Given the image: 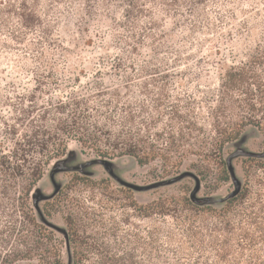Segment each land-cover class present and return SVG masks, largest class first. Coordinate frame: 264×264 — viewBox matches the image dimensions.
Segmentation results:
<instances>
[{
	"label": "trees",
	"instance_id": "16d2710c",
	"mask_svg": "<svg viewBox=\"0 0 264 264\" xmlns=\"http://www.w3.org/2000/svg\"><path fill=\"white\" fill-rule=\"evenodd\" d=\"M40 1L0 0V32L10 29L12 38L23 41L24 29L43 24ZM101 1L107 12L104 19L114 18L110 11L115 2H127L126 21L119 26L129 35L117 33V37L127 43L129 38L134 45L128 43V61L119 53L112 67L116 74L126 73L128 79V70H136L135 60L143 55L145 46V35L141 36L136 26L150 11L143 4L146 0ZM170 1L174 4H167L185 6L190 0ZM18 24L23 26L22 32ZM50 31L48 26L47 36ZM154 50L157 52L156 47ZM145 70L142 67L141 72ZM103 73L104 69L96 68L94 81L86 84L80 76L74 77L68 90L59 89L57 99L44 91L47 99L42 104H35L37 95H33L35 105L32 109L23 107L13 122L0 113V264H62V242L38 219L32 194L51 163L66 156L70 141L79 142L102 159L129 156L143 166L160 163L163 177L178 175L194 156L197 161L190 169L200 182L219 185L231 179L224 146L238 140L248 126L264 133V33L248 59L227 70L218 105L211 112V137L196 135L198 120L185 115L179 103L167 105L165 91L155 99L153 114L145 117L144 104L139 112L133 109L128 86L107 85ZM8 102L11 100L6 97L2 106H9ZM227 110L237 118L224 119ZM242 166L240 191L219 208L195 203L187 191L140 203L128 186L114 188L110 179L96 181L75 172L43 211L49 215V206L64 211L71 264H84L93 253L101 258V264L120 262L122 257L89 232L97 226L107 229L108 204H118L140 218H172L174 226L165 235L168 245L154 250L156 255L150 251V257L159 260L157 264H264V159L249 156L242 160ZM87 191L89 199L82 197ZM112 220L114 231L118 223ZM126 222H131L130 216Z\"/></svg>",
	"mask_w": 264,
	"mask_h": 264
},
{
	"label": "rangeland",
	"instance_id": "374dc122",
	"mask_svg": "<svg viewBox=\"0 0 264 264\" xmlns=\"http://www.w3.org/2000/svg\"><path fill=\"white\" fill-rule=\"evenodd\" d=\"M167 3L174 4L170 0L143 1L150 12L139 18L136 29L141 36L145 35V46L143 55L135 60L136 70H128L127 79L126 73L116 74L112 67L119 53L128 61L131 54L128 43L134 45L129 38L127 43L117 37V33L129 35L119 26L126 21L127 2H115L110 11L114 18L104 19L107 12L101 0H41L38 9L43 24L32 30L24 29L23 41L12 38L10 29L0 32V113L13 122L23 107L32 109V105L46 102L44 91L57 99L61 90L73 85L70 81L76 76L81 77L83 84L93 82L92 75L99 67L104 69L102 80L107 85L128 86L133 109L139 112L144 104L145 117L153 114L155 99L165 91L167 105L179 103L185 115L198 120L196 135L213 136L211 112L218 105L227 70L247 60L263 36L264 0H190L185 6ZM89 10L93 11L92 15ZM48 26L51 31L47 36ZM17 29L22 32L23 26L18 24ZM152 35L157 38L153 40ZM142 67L146 68L145 72H141ZM41 79L44 82L40 84ZM33 95H37L35 104L31 102ZM6 97L11 100L10 105L2 106ZM163 118L167 121L166 116ZM227 118L233 120L237 116L227 110L224 119ZM250 154L264 159V133L253 126H248L238 140L224 146L232 176L229 181L215 185L211 181L200 182L190 169L197 161L194 156L185 162L178 175L163 177L160 163L143 166L129 156L102 159L79 142L70 141L66 156L47 168L33 191L32 202L38 219L53 229L62 242V264H70L72 251L67 242L64 211L49 206L51 213L46 215L43 209L75 172L96 181L110 179L114 188L131 186L140 203L187 191L201 203L219 208L237 190L238 184L243 183L242 160ZM82 197L89 199L90 192H84ZM107 207V229L97 226L89 232L122 257L120 262H114L157 264L159 260L156 256L151 258L150 251L168 245L165 235L174 226L172 218H140L118 204ZM112 219L118 223L114 231ZM84 264H101V258L90 254Z\"/></svg>",
	"mask_w": 264,
	"mask_h": 264
},
{
	"label": "water",
	"instance_id": "95a60500",
	"mask_svg": "<svg viewBox=\"0 0 264 264\" xmlns=\"http://www.w3.org/2000/svg\"><path fill=\"white\" fill-rule=\"evenodd\" d=\"M249 156H254V157H261L260 155H256V154H250ZM227 163H228V167H229V170H230V173H231V176H232V172H231V167H230V162H229V160H227ZM200 181V180H199ZM125 186H128V185H125ZM62 187V186H61ZM61 187H59L58 189H57V191H56V193L58 192V190L61 188ZM128 187H130V188H132L133 189V187H131V186H128ZM241 187H242V183H239L238 184V187H237V190L234 192V193H232L229 197H227L226 199H225V201L226 200H228L229 198H231V197H233V196H235L239 191H240V189H241ZM55 196V195H54ZM192 198V200L195 202V203H198V204H205V203H201L200 201H198V199H195L194 197H191ZM224 201V202H225ZM209 204V203H208ZM66 233H67V231H66ZM67 236V235H66ZM67 242H68V236H67ZM72 263V261L70 262V264Z\"/></svg>",
	"mask_w": 264,
	"mask_h": 264
}]
</instances>
